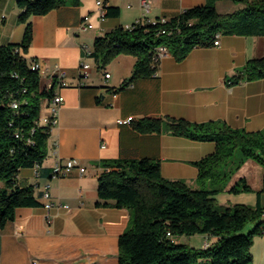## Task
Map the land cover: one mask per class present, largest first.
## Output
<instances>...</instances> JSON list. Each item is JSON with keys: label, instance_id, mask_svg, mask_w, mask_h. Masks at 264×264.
<instances>
[{"label": "crops", "instance_id": "obj_1", "mask_svg": "<svg viewBox=\"0 0 264 264\" xmlns=\"http://www.w3.org/2000/svg\"><path fill=\"white\" fill-rule=\"evenodd\" d=\"M145 1L148 12L143 0H108L110 6L119 8V14L104 19L96 0L69 1L49 13L31 16L33 39L25 57L46 68L43 83L60 69L69 85L59 89L65 100L59 123L51 131L46 158L38 168L26 167L19 174L20 183L31 185L41 203L19 207L15 219L0 231V264H119V237L130 223L131 211L96 204L104 161L150 158L160 163L164 177L199 186L194 162L215 151V142L166 131L141 132L133 123L120 124L118 119L172 116L194 122L222 120L249 131L264 128V78L233 85L227 82L250 59L264 57L263 35H221L219 45L195 47L181 61L166 50L154 76L126 86L137 61L132 54H119L103 68L89 55L90 76H80L86 55L83 46L93 49L97 37L141 18H171L208 2ZM242 6L237 0L216 1L221 13ZM20 11L18 0H0L1 43L23 40L26 25L18 19ZM87 15L92 27L83 23ZM69 159H77L86 171L74 169L55 178L53 165ZM248 163L249 173L240 178H246L253 191L244 196L264 208V192L258 193L263 187V166L252 160ZM236 182L235 178L228 187ZM48 183L51 197L47 199L40 193ZM241 195L236 202L243 201ZM49 202L53 205L47 208ZM179 240L205 248L216 238L194 235ZM252 254L254 264H264V235L255 236Z\"/></svg>", "mask_w": 264, "mask_h": 264}, {"label": "trees", "instance_id": "obj_2", "mask_svg": "<svg viewBox=\"0 0 264 264\" xmlns=\"http://www.w3.org/2000/svg\"><path fill=\"white\" fill-rule=\"evenodd\" d=\"M69 1L80 3L18 0V19L26 25L23 40L0 42V181L4 183L0 188V231L15 219L19 207L41 203L31 185L20 183L19 174L23 168L42 164L51 136V126L40 123V118L56 87H43L38 71L31 67L36 59L24 55L33 39L31 16L49 13ZM216 1L187 8L165 22L158 18L156 23L134 22L131 28L121 25L97 37L90 55L102 68L119 54L136 56L133 73L123 84L126 86L157 73L160 46L181 61L195 47L213 45L218 35L264 36V0H237L244 6L227 13L218 11ZM118 14L119 8L107 0L106 16ZM262 78L264 57H258L250 59L227 82L233 85ZM14 99L20 101L18 109L11 106ZM133 125L141 132L166 131L212 141L216 149L194 162L199 170L198 187L164 177L160 163L150 158L102 163L105 170L98 178L96 204L131 211L130 223L119 237V264H254L252 246L256 235H264V208L260 203L223 205L216 195L226 189L246 160L255 159L264 169V128L249 131L222 120L194 122L172 116L145 117ZM236 151L240 152L238 160H234ZM251 190L244 177L229 189L236 193ZM250 221L255 227L245 232ZM194 235L214 236L216 240L205 248L179 240Z\"/></svg>", "mask_w": 264, "mask_h": 264}, {"label": "built area", "instance_id": "obj_3", "mask_svg": "<svg viewBox=\"0 0 264 264\" xmlns=\"http://www.w3.org/2000/svg\"><path fill=\"white\" fill-rule=\"evenodd\" d=\"M96 3L100 10L101 17L104 19L106 17L107 0H96ZM142 3H143L145 10L148 12L150 9L149 2L143 0ZM89 18H90L89 15L85 16L83 23L85 26L92 27V24L90 23ZM141 20H148L154 23L158 21L157 19H147V18L142 19L141 18V19H138L136 22H139ZM166 20L167 18H161V21L163 22H165ZM132 25L133 24L128 25L127 28H131ZM219 44H220V36L218 35L213 45H219ZM83 49L86 55L81 60L79 74L81 77H89L90 76L89 70H90L91 64L86 60V57L91 54L92 49L86 45L83 46ZM166 50H167L166 47L160 46L159 54L156 55V58L161 61V58L164 56ZM31 67L33 70L38 71L43 87H46V89H51L54 87V85L56 87L55 93L52 96V98L47 100V102L44 104L43 114L40 118V123L47 124L51 126V128L53 129L59 123L61 110H62L64 100H65L64 95L59 91V89L62 87L68 86L69 82L66 79V74L64 71L60 69H55L54 74L46 82L43 83V80L46 76V68L43 66V64L39 62L38 60H35L31 64ZM110 76L111 74L109 72H106L105 77L109 78ZM11 106L14 109H18L20 106V101L14 99L13 101H11ZM118 122L120 124H132L134 122V118L132 116L127 117V118H120L118 119ZM16 136L19 137L20 133H16ZM103 146H105V144H103ZM38 166L39 165H37L36 168H38ZM74 169H78L81 173H84L86 171V167L80 165L77 159H69L66 162H62L58 160L53 165L52 171H55V178H56V177L66 176L69 173H71ZM50 187L51 185L48 183L47 185L44 186V189H43V196L47 199L51 197ZM52 205L53 203H50V202L46 204L47 208H50ZM61 205L67 208L70 207L69 204H65V205L61 204ZM49 221H51L50 218H49ZM170 234L171 233L169 232V235ZM34 263L36 264L37 261H35Z\"/></svg>", "mask_w": 264, "mask_h": 264}, {"label": "rangeland", "instance_id": "obj_4", "mask_svg": "<svg viewBox=\"0 0 264 264\" xmlns=\"http://www.w3.org/2000/svg\"><path fill=\"white\" fill-rule=\"evenodd\" d=\"M240 157V152L239 151H236L235 155H234V160H238ZM248 160H252L253 162H255L256 164L262 166L258 161H256L255 159H248ZM246 160V161H248ZM246 161L242 164V166L236 170L233 175H232V178L230 179V181H235V178H236V181H239L240 180V177L241 176H244L245 173H249V170H250V165L249 163L248 164H245ZM229 181V183H230ZM228 183V184H229ZM231 188V187H230ZM227 185L226 189L219 192L217 195H216V198H217V201L220 203V204H223V205H234L236 203H244V204H248V205H253L251 203L248 202V199L247 196H244V194H247L248 192H252L253 191V188L251 191H241V192H231L229 191L230 189ZM239 194L241 196H244L243 197V201L241 202H236L235 198H237V196H239ZM255 227V223L253 221H250L246 228L244 229L245 232H248L250 231L251 229H253ZM258 236H261V235H258ZM254 245V243H253Z\"/></svg>", "mask_w": 264, "mask_h": 264}, {"label": "bare ground", "instance_id": "obj_5", "mask_svg": "<svg viewBox=\"0 0 264 264\" xmlns=\"http://www.w3.org/2000/svg\"><path fill=\"white\" fill-rule=\"evenodd\" d=\"M157 54H159V53H157ZM53 175L55 176V171H53Z\"/></svg>", "mask_w": 264, "mask_h": 264}]
</instances>
